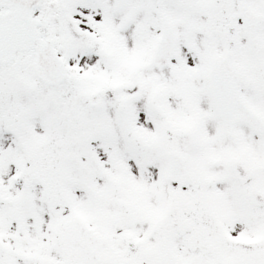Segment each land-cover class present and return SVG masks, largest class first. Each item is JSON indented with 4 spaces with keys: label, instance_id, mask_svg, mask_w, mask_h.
I'll return each mask as SVG.
<instances>
[{
    "label": "snow or ice",
    "instance_id": "obj_1",
    "mask_svg": "<svg viewBox=\"0 0 264 264\" xmlns=\"http://www.w3.org/2000/svg\"><path fill=\"white\" fill-rule=\"evenodd\" d=\"M0 264H264V0H0Z\"/></svg>",
    "mask_w": 264,
    "mask_h": 264
}]
</instances>
